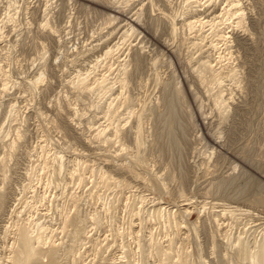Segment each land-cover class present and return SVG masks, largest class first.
<instances>
[{"label":"rangeland","instance_id":"1","mask_svg":"<svg viewBox=\"0 0 264 264\" xmlns=\"http://www.w3.org/2000/svg\"><path fill=\"white\" fill-rule=\"evenodd\" d=\"M228 1L0 0V160L10 154L6 162L0 161V264H9L16 227L28 219L54 230L52 240L60 245L56 264H122L119 259L128 251L134 255L130 264H161L149 253L147 241L151 236L165 246L166 234L172 233L162 220L149 221V213L159 207L180 222L186 207L191 218H199L193 228L196 241L187 244L193 247V264H221L223 259L222 264H246L228 247L237 238L252 243L264 232V0H239L245 20L242 28L227 31L226 46L214 41L210 24L194 30L185 25L229 10ZM124 31L125 40L120 36ZM207 61L214 75L222 74L220 83L215 82L221 86L208 85L214 86L209 95L197 82L198 67ZM124 66L129 82L123 99L112 103L117 116L108 119L107 107L120 94L117 79ZM41 74L42 82L35 83ZM78 76L85 79L87 90L73 86ZM102 78L107 79L103 87L115 86L111 94L103 95L96 87ZM176 88L182 91L180 97L173 94ZM219 90L227 102L226 113L214 108L213 96ZM117 126L123 129L125 150L119 146L122 141L110 143ZM100 130L106 131L104 138L95 139ZM55 153L64 159L61 174L54 172L52 163L43 170L41 156L51 162ZM74 159L91 162L127 185L99 187L98 177L83 171V184L77 186L70 176ZM72 195L78 198L75 206ZM138 197L145 202L140 204ZM106 205L111 206L108 213ZM139 207L141 223L131 213ZM67 213L70 220H81L76 226L79 239L72 237L76 228L63 233L58 228ZM95 214L100 218L97 228L90 222ZM131 222L146 245L139 256L133 237L118 235ZM212 235L219 248L214 253ZM196 243L203 250L201 259ZM68 249L73 256L82 254L78 262ZM225 253L230 255L225 258Z\"/></svg>","mask_w":264,"mask_h":264},{"label":"bare ground","instance_id":"2","mask_svg":"<svg viewBox=\"0 0 264 264\" xmlns=\"http://www.w3.org/2000/svg\"><path fill=\"white\" fill-rule=\"evenodd\" d=\"M192 1V0H191ZM229 2V7L230 8H228L229 10H226V9H223L219 14H217L216 12V16H212L213 18H211V20H208V21H204V19H199L198 17L197 18H195L193 21H189V22H186L185 23V25H186V27L188 28V29H190V30H194L196 27H198V28H200L201 29V27L202 26H204V25H208V24H210V28H211V31H212V35L214 36V38H215V40L214 41H218V43H222V44H224L225 46L227 45L226 43L228 42L227 40H228V34L229 33H231V32H227L228 30H231V31H233L234 30V28H242V24H243V21L245 20H243V17L244 16H242L243 15V13L241 12V9L239 8V5H240V1L239 0H229L228 1ZM18 4V3H17ZM227 4V3H226ZM14 4H12V6H13ZM11 6V5H10ZM11 6V7H12ZM234 10V12L233 13H231V11H232V9ZM230 12V13H229ZM215 15V14H214ZM225 17H227V18H225ZM232 17H234V19L232 18ZM225 18V19H224ZM234 20V21H231L232 19ZM111 20V19H110ZM191 20V19H190ZM217 20H219L218 22H217ZM118 21V20H117ZM165 21V20H164ZM184 21H186V20H184ZM216 21V22H215ZM231 21V22H230ZM236 21V22H235ZM47 22V21H46ZM228 22H230V23H228ZM112 23V22H111ZM174 24V23H173ZM172 24V25H173ZM217 25H218V27H220L221 26V28L220 29H216L217 28ZM48 26V24H44L43 25V28H45V27H47ZM50 26V25H49ZM51 27V26H50ZM132 27V26H131ZM131 27H129V29L128 30H131L132 31V29L133 28H131ZM172 27V26H171ZM174 27V26H173ZM223 27V28H222ZM42 28V29H43ZM56 28V27H55ZM215 28V29H214ZM53 29V28H52ZM51 29V30H52ZM127 29V28H126ZM171 30V29H170ZM236 30V29H235ZM131 31H129V32H131ZM174 32V31H173ZM201 32V31H200ZM235 32V31H234ZM54 33V32H53ZM127 33V31H124L123 33H122V35H120L121 37H123V39L125 38L124 36L125 35H127L126 34ZM211 33V32H210ZM52 34V33H51ZM173 39V38H172ZM125 40V39H124ZM128 40V39H127ZM126 42V41H125ZM196 45V44H195ZM44 46V45H43ZM210 46L214 49V50H216V45L215 44H213V42H211V44H210ZM209 46V47H210ZM115 47V46H114ZM116 47L118 48V46L116 45ZM45 48V47H44ZM44 48H42V50H45ZM113 48V47H112ZM112 48H110V49H108V50H106V53H105V56H110L111 54H112ZM114 49V48H113ZM218 49V48H217ZM197 50V49H196ZM46 52V51H45ZM113 52H115L114 50H113ZM47 53V52H46ZM46 53L44 54H42V60H44L43 58H44V56L46 55ZM225 53V52H224ZM219 55V54H218ZM225 55V54H224ZM41 56V55H40ZM221 56V55H220ZM220 56L218 57V58H220ZM136 57V56H135ZM139 57V56H138ZM217 58V59H218ZM138 60V59H137ZM209 60V59H208ZM220 60V59H219ZM134 62V66H136V60H133ZM139 61V60H138ZM221 61V60H220ZM97 62V61H96ZM193 63V62H192ZM211 63L212 62H210V61H207V62H205V63H200L201 65H200V68L198 67V69H201V71L200 72H198L197 74H199V76H198V81L197 82H199L200 83V87H204V89L206 90L205 92L209 95V91H211V90H213L214 89V86H213V88L212 89H210L209 87H208V85H210V82H212V83H215V82H218L219 81V83H220V77L222 76V74H217V75H214V73L216 72V71H214L213 72V66H211ZM220 63V62H219ZM138 64V63H137ZM128 65V64H127ZM216 65V64H215ZM130 66V65H129ZM125 67V66H124ZM223 67V66H222ZM191 68V67H190ZM127 69H128V67H125V68H123V70H122V72L121 73H118L119 74V78L117 79L118 80V83H119V89H121V91H120V94L118 95V96H116V98L114 99V100H111V103L109 104V107H107V118L109 119V118H111L114 114H116L115 113V110L114 109H112V107H113V104L112 103H115L116 104V102H117V100H119V98L120 97H122L124 94V91L126 90V87H127V84H128V77H130L128 74H129V70L127 71ZM197 69V68H196ZM197 69V70H198ZM121 71V70H120ZM199 71V70H198ZM221 71V70H220ZM195 72H197V71H195ZM211 72V73H213L212 74V76H211V74H209V73ZM235 72V71H234ZM2 73V72H1ZM217 73V72H216ZM215 73V74H216ZM209 75V76H211V77H208V76H206V75ZM230 74H232V73H230ZM221 75V76H220ZM235 76V74L233 73L232 75H230V76ZM128 76V77H127ZM83 77V76H82ZM77 78V77H76ZM81 77H79L78 76V78H77V80L73 83V86L76 88V89H78V90H85L87 87L85 86V79L84 78H82V79H80ZM42 79H43V74H41V75H39V77L37 78V80L35 81V83H41L42 82ZM218 79V80H217ZM88 80V79H87ZM106 80L107 79H104V78H102V80H99V81H96V83H97V86L96 87H98V89H100L101 90V92H104V94L103 95H108V94H111L114 90L112 89V88H114V87H103L104 85H105V82H106ZM110 81V80H109ZM142 81V80H141ZM214 81V82H213ZM172 82V81H171ZM222 82V81H221ZM117 83V84H118ZM181 83V82H180ZM219 83H215L216 85H219ZM95 84V83H94ZM160 84V83H159ZM32 85V84H31ZM34 85V84H33ZM108 85V84H107ZM164 85V84H163ZM171 85V84H170ZM212 85V84H211ZM222 84H220L219 86H221ZM165 86V85H164ZM176 86V85H175ZM195 86V85H194ZM7 87V86H6ZM5 87V88H6ZM89 87V86H88ZM129 87V86H128ZM177 87V86H176ZM192 87V86H191ZM203 87H202V89H203ZM171 88V87H170ZM169 88V89H170ZM173 88V87H172ZM175 88V87H174ZM190 88V87H189ZM194 88V87H193ZM219 88V87H218ZM7 89V88H6ZM90 89V88H89ZM88 89V91H92L91 89L89 90ZM115 89V88H114ZM164 89V88H163ZM168 89V88H167ZM216 90H217V87L215 88ZM77 90V91H78ZM87 90V89H86ZM183 90V89H182ZM192 90V89H191ZM199 90V89H198ZM221 90V89H220ZM219 90V91H220ZM119 91V90H118ZM128 91V90H127ZM167 91V90H166ZM173 91V94H174V96H181L182 95V91L180 90V89H178V88H176L175 90H172ZM218 91V90H217ZM84 92V91H83ZM87 92V91H86ZM96 92V91H95ZM163 92V91H162ZM165 92V91H164ZM184 92H185V90H184ZM193 92V91H192ZM212 92V91H211ZM222 93L223 92H218L217 94H215L214 96H213V103H214V108L216 109V112H217V110H219L220 112H222V113H226L227 111V109H228V107L226 106V104H225V100L223 99V96H222ZM92 94V93H91ZM165 94H167L166 92H165ZM165 94H164V96H165ZM171 94V93H170ZM211 94H213V93H211ZM113 95V94H112ZM172 96V95H171ZM171 96H169V97H171ZM111 97V96H110ZM198 97V96H197ZM207 97V96H206ZM168 98V97H167ZM173 97H171L170 99H172ZM182 98V97H181ZM180 98V99H181ZM122 99H123V97H122ZM179 99V98H178ZM125 100L126 99H124V102H125ZM128 100V99H127ZM163 100H164V97H163ZM173 100H174V98H173ZM185 100V99H184ZM120 101H121V98H120ZM171 101V100H170ZM119 102V101H118ZM163 102V101H162ZM169 102V101H168ZM173 102V101H172ZM171 102V103H172ZM167 103V102H166ZM170 103V104H171ZM174 103V102H173ZM227 103V102H226ZM168 104V103H167ZM129 105V104H128ZM175 105V104H174ZM173 105V106H174ZM123 106V105H122ZM167 106V105H166ZM168 106H169V104H168ZM171 107H172V104L170 105ZM128 107V106H127ZM170 107V108H171ZM176 107V106H175ZM126 108V107H125ZM173 108V107H172ZM172 108L169 110V111H171V113H172ZM14 108L13 107H11V110H13ZM74 109V108H73ZM184 109V108H183ZM229 110V109H228ZM152 111V110H151ZM118 112V111H117ZM174 112V111H173ZM10 113H12V112H10ZM114 113V114H113ZM132 113V112H131ZM219 113V112H218ZM164 114H166V113H164ZM176 114V113H175ZM14 115V114H13ZM18 115V114H17ZM131 115V114H130ZM171 115H173V113L172 114H170V116ZM226 115V114H225ZM116 116H117V114H116ZM148 116V115H147ZM161 116V115H160ZM163 116V115H162ZM174 116V115H173ZM173 116H171V117H173ZM176 116V115H175ZM129 117V116H128ZM139 117V116H138ZM153 117V116H152ZM223 117V116H222ZM137 118V117H136ZM177 118V117H176ZM138 119V118H137ZM166 119V118H165ZM172 120H173V118H171ZM175 119V118H174ZM9 120V119H8ZM172 120H169V121H171L172 122ZM109 121V120H108ZM124 121V120H123ZM139 122V121H138ZM151 122V121H150ZM161 122V121H160ZM165 122H167L166 120H165ZM171 122H169V123H171ZM177 122V121H176ZM140 123V122H139ZM158 124V123H157ZM168 124V123H167ZM114 125V124H113ZM147 125V124H146ZM164 125V124H163ZM116 126V125H115ZM137 126H139V125H137ZM159 126V125H158ZM195 126V125H194ZM109 128V127H108ZM124 128V127H123ZM178 128V127H177ZM182 129V128H181ZM114 131H113V139H112V141L113 140H115L114 142H110V143H114V144H116L117 142L119 143V142H121L120 143V147L122 148V149H127V146L126 145H124V138H123V136L124 135H122L123 133H122V130L117 126L115 129H113ZM138 130V129H137ZM141 130V129H140ZM168 130V129H167ZM175 130V129H174ZM101 131V130H100ZM108 131V130H107ZM106 132V131H105ZM105 132H104V130H103V132L101 131V132H98V133H96L97 135H96V138L95 139H99L101 136H103V137H101V138H104V134H105ZM163 132H164V130H163ZM175 132V131H174ZM18 133L19 132H17L16 134L18 135ZM125 134V133H124ZM164 134V133H163ZM162 134V135H163ZM1 135V134H0ZM111 135V134H110ZM137 135V134H136ZM177 135V134H176ZM182 135V134H181ZM19 137H20V135H18ZM18 136H16V137H18ZM106 136V135H105ZM112 136V135H111ZM186 136V135H185ZM8 137V136H7ZM18 137V138H19ZM125 137V136H124ZM169 137H170V135H169ZM187 137V136H186ZM185 137V138H186ZM106 138H107V136H106ZM109 138V137H108ZM107 138V139H108ZM112 138V137H111ZM110 138V139H111ZM140 138V137H139ZM137 139V138H136ZM106 140V139H105ZM173 140V139H172ZM103 141H104V139H103ZM107 142H109V141H111V140H106ZM126 141V140H125ZM175 141V140H174ZM106 142V143H107ZM116 142V143H115ZM152 142V141H151ZM178 142V141H177ZM88 143V142H87ZM105 143V142H104ZM145 143V142H144ZM178 144V143H177ZM180 144V143H179ZM138 145H139V143H138ZM176 145V144H175ZM15 145H14V142L13 143H11V144H9V148L10 149H13V147H14ZM141 146V145H140ZM146 146V145H145ZM109 147V146H108ZM139 147V146H138ZM181 147V146H180ZM176 149H177V147H176ZM42 150V149H41ZM121 150V149H120ZM184 150V149H183ZM43 151V150H42ZM123 151V150H122ZM181 151V150H180ZM80 152V151H79ZM126 152V151H125ZM138 152V151H137ZM185 152V151H184ZM42 154V153H41ZM44 154V153H43ZM109 154V153H108ZM212 155V154H211ZM46 156V155H45ZM87 156V155H86ZM85 156V157H86ZM100 156V155H99ZM119 156V155H118ZM10 157V154H7V155H4L3 157H1V163H3V162H6V160H8V158ZM52 157H53V159L51 160V162H48V158H44V156L42 155L41 156V158L43 159V163H42V166L44 167L43 168V170L45 169V167H47L48 166V164L49 163H52V165H56V167H55V170H54V172L55 173H58V174H61V172H62V169H63V157L61 156V155H58V153H55V154H53L52 155ZM144 157V156H143ZM210 157V156H209ZM135 158V157H134ZM131 159V158H130ZM10 160V159H9ZM127 160V159H126ZM139 161V160H138ZM138 161L136 162L135 161V163H134V161H133V163H134V165H136V163H138ZM142 161V160H141ZM90 162V161H89ZM107 162H108V160H107ZM73 163L76 165L75 166V170H73L74 172H71V177L72 178H76V182H77V186H80L81 184H83V181H84V175L83 174H80V172H85V171H89L90 172V174H92V175H96L98 178V184H99V187H100V185L101 186H103V188L104 187H106L107 185H109V184H111V185H113L115 188H117L118 189V187H122V186H125V185H127V183L126 182H124V181H121L120 179L118 180V179H115L113 176H111L110 175V173H108V172H106V171H104V169L103 168H101V169H99V168H94L95 166H92L90 163H88V161H80V160H77V159H74V161H73ZM110 163V162H109ZM140 163V162H139ZM138 163V164H139ZM91 166H90V165ZM95 164V163H94ZM142 164V163H141ZM204 164V163H203ZM206 165V164H205ZM126 166V168H128V169H130V171L129 172H132L133 171V169H131L132 167L131 166H127V165H125ZM138 166V165H137ZM140 166V165H139ZM142 166H143V164H142ZM119 167V166H118ZM91 168V169H90ZM139 169V168H138ZM146 170V169H145ZM218 170V169H217ZM8 171V170H7ZM161 171V170H160ZM135 172V171H134ZM86 173V172H85ZM149 173V172H148ZM240 173V172H239ZM5 174V173H4ZM35 174V173H34ZM69 174V173H68ZM133 174V173H132ZM138 174V173H137ZM6 175V174H5ZM139 175V174H138ZM137 175V176H138ZM141 175V174H140ZM143 176V175H142ZM4 177V179H5V177H7V176H3ZM2 177V178H3ZM122 178V177H121ZM165 178V177H164ZM169 178V177H168ZM241 178V177H240ZM252 178V177H251ZM32 179V178H31ZM96 179V180H97ZM149 179V178H148ZM155 179V178H154ZM72 180V179H71ZM132 180V179H131ZM164 180V179H163ZM235 180V179H234ZM3 181V180H2ZM233 181V180H232ZM40 182V181H39ZM158 182H159V180H158ZM163 182V181H162ZM222 182V181H221ZM212 183V182H211ZM234 183V182H233ZM31 184V183H30ZM30 184H28V185H30ZM73 184H75V183H73ZM164 184V183H163ZM180 184V183H179ZM232 184V183H231ZM172 185V184H171ZM248 185V184H247ZM3 186V185H2ZM76 186V185H75ZM96 186V185H95ZM232 186V185H231ZM180 187V186H179ZM259 187H261V186H259ZM79 188V187H78ZM97 188V187H96ZM109 188V187H108ZM113 188V187H112ZM178 188V187H177ZM238 188V187H237ZM1 189V188H0ZM28 189H29V186H28ZM236 189V188H235ZM212 190V189H211ZM243 190V189H242ZM138 191V190H137ZM170 192V191H169ZM108 194V193H107ZM242 194H244V192L242 193ZM96 195V194H95ZM101 195V194H100ZM120 195V194H119ZM154 195V194H153ZM73 196V195H72ZM129 197H130V195H129ZM135 197V196H134ZM117 198V197H116ZM138 198H140V199H138V201H139V203L140 204H143L145 201H144V198L143 197H138ZM0 199H1V195H0ZM78 198L77 197H75V195L72 197V203H73V205L75 206V204L77 203V200ZM99 199V198H98ZM137 199V198H136ZM116 200V199H115ZM128 200V199H127ZM132 200V199H131ZM146 200V199H145ZM144 201V202H143ZM118 202V201H117ZM111 203V202H110ZM110 203H109V205H110ZM214 203V202H213ZM134 204V203H133ZM108 205V204H107ZM106 205V208L104 209L107 213L109 212V210H110V208H111V206H107ZM127 205H128V208L130 207L129 206V202L127 203ZM155 205V204H154ZM157 206H158V204H156ZM155 205V206H156ZM184 205H186V204H184ZM217 205V204H216ZM70 206V205H69ZM125 206H126V204H125ZM124 206V207H125ZM64 207V206H63ZM141 207H142V205H141ZM154 207V206H153ZM74 208V207H73ZM103 208H104V206H103ZM102 208V209H103ZM133 208V207H132ZM183 208V207H182ZM189 207H186L184 210L182 209V211L183 212H181V216L180 217H182L181 219L182 220H184L183 222H180V220L178 221V219H177V215L175 216V214L173 213H171L170 211H167L166 210V208L164 209V208H161V207H159L158 209H154V210H152L150 213H149V221L150 220H162L163 222H164V225L166 224V226H168L169 227V229L170 230H172V233H168V234H166V245L164 246L163 244L161 245V243H157V241H156V243L154 242L155 240H154V238H152L151 236L149 237V239L147 240L148 241V247H149V253L151 254H156V256L159 258V260H160V263L161 264H193V261H195V260H191V259H193L192 258V256L194 257V255L192 254V252L191 251H189L190 250V248H193V247H190V246H188L190 243H189V241H196L195 239V236L197 237V234H196V231H194L193 230V228L195 229L196 228V226H197V224H199V223H197V219H199L198 217L196 218V219H193V217L191 218V209H188ZM113 209V208H112ZM126 209H127V206H126ZM202 209V208H201ZM210 209V208H209ZM241 209V208H240ZM114 210V209H113ZM151 210V209H150ZM213 210V209H212ZM127 211V210H126ZM142 210H141V208L139 207L138 209H133V210H131V213H134L135 212V214H133L134 215V218H136V217H138V219L140 220L141 218H139L140 216V212H141ZM166 211V212H165ZM179 211V210H178ZM177 211V212H178ZM232 211V210H231ZM62 212V211H61ZM102 212V211H101ZM222 212H223V210H222ZM230 212V211H229ZM60 213V212H59ZM79 213V212H78ZM94 213V212H93ZM176 213V212H175ZM218 213V212H217ZM234 213V212H233ZM22 214V213H21ZM104 214V213H103ZM219 214V213H218ZM221 214V213H220ZM245 214V213H244ZM69 213H67V214H63V218H62V220H61V222H60V225H59V230H61V232L63 233V232H65L68 228H70L71 226H72V228H76V226L77 225H79V223H80V225H81V220L80 219H77L76 217H74V218H72V220H70L69 219ZM94 215V214H93ZM112 215V214H111ZM221 215H223L224 216V213L223 214H221ZM77 216V215H76ZM90 216V215H89ZM216 216V215H215ZM81 217V216H80ZM103 217H105L104 215H103ZM117 217V216H116ZM144 217V216H143ZM216 217H218V216H216ZM220 217V216H219ZM222 217V216H221ZM88 219H89V217H87ZM87 219V220H88ZM128 219V218H127ZM137 219V218H136ZM191 219V220H190ZM237 219V218H236ZM31 220V219H30ZM100 218L98 219V217H97V215L95 214V216H93V217H90V222H92V224L97 228L98 226H99V223H100ZM110 220V219H109ZM138 220V221H139ZM251 220V219H250ZM28 221V222H27ZM26 222L27 223H23V224H21V225H18L16 228H17V231H16V236H14V238H15V241H14V243H13V241H12V244H13V247L11 248V253H10V257L8 258L9 259V264H56V262H55V259H56V255H57V252L59 251L58 249H59V246H55V242L52 240V236H53V233H54V230L52 231V229H49V227L48 226H44L43 224H35V226L33 225V223L31 222V221H29V219L27 220ZM83 221H86V220H84V218H83ZM152 222V221H151ZM250 222V221H249ZM140 223H141V220H140ZM162 223V222H161ZM181 223H183V224H181ZM197 223V224H196ZM84 224V223H83ZM134 224V223H133ZM132 222L130 223V226H128V229L126 228V231H124V232H121L120 234H118L119 235V237H124V235L123 234H127L128 236H132L133 238L132 239H134V241L136 242V247H137V254H138V256L139 255H141V254H143V252H144V246H146V245H144V244H142V241L139 239V238H137L138 237V231L136 232V233H134V230H133V228L135 227H133L132 225ZM139 224V223H138ZM79 225V226H80ZM92 225V226H93ZM196 225V226H195ZM216 225H217V223H216ZM89 226V225H88ZM162 226H163V224H162ZM213 226V225H212ZM133 227V228H132ZM143 227V226H142ZM219 227V226H218ZM109 228V227H108ZM149 228V227H148ZM167 228V227H166ZM263 228V227H262ZM168 229V230H169ZM197 229V228H196ZM195 229V230H196ZM218 229V228H217ZM72 230V229H71ZM84 230V228L82 229V231ZM220 230V229H219ZM223 230V229H222ZM263 230V229H262ZM112 231V230H111ZM165 231V230H164ZM184 231V233H182ZM79 232V229L78 228H76L75 230H72V237L74 238V239H79V236H80V232ZM86 232V231H85ZM92 232V231H91ZM171 232V231H170ZM15 233V232H14ZM51 233V234H50ZM116 233V232H115ZM149 233V232H148ZM160 233V232H159ZM79 234V235H78ZM111 234V233H110ZM140 234V233H139ZM163 234V233H162ZM220 234V233H219ZM116 235V234H115ZM117 235V236H118ZM158 235V234H157ZM221 235V234H220ZM263 235V236H262ZM90 236H91V234H90ZM147 236V235H146ZM152 236H153V234H152ZM222 236V235H221ZM228 236V235H227ZM71 237V238H72ZM83 237V236H82ZM111 237V236H110ZM215 236H211L210 238V247H211V251L213 252V250H215L216 248H218L217 246L218 245H216V242H215V238H214ZM224 237V236H223ZM99 238V237H98ZM115 238V237H114ZM227 238L228 237H226V241L227 242H230L231 240H227ZM230 238V237H229ZM87 239H88V237H87ZM91 239V238H90ZM106 239V238H105ZM103 240L104 242L103 243H107V241L106 240ZM198 239V238H197ZM72 240V239H71ZM86 240V239H85ZM154 240V241H153ZM224 240V239H223ZM43 241V242H42ZM74 241H76V240H73V242ZM111 241V240H110ZM114 241V240H113ZM146 241V242H147ZM72 242V243H73ZM77 242H78V240H77ZM132 242V241H131ZM81 243V242H80ZM99 243V242H98ZM97 243V244H98ZM106 243H105V246H106ZM164 243V244H165ZM189 243V244H188ZM231 243V244H230ZM229 244H230V246L228 247L229 249H231V252L232 251H234V256L237 258V259H239V261L240 260H242V261H240V262H245L246 264H264V232H263V234H261L260 236H259V239L258 238H255L254 239V241L252 240V243H248V242H245V241H243L241 238L240 239H238L237 238V240H236V242H230ZM235 243V244H234ZM12 244H11V246H12ZM78 244V243H77ZM147 244V243H146ZM188 244V245H187ZM197 244V258L199 257L200 259H201V257H202V254H203V250H202V247H201V245L199 244V243H196ZM209 244V243H208ZM96 245V244H95ZM109 245H110V243H109ZM125 245V244H124ZM192 245V244H191ZM228 245V244H227ZM101 246V245H100ZM188 246V247H187ZM43 247H46L47 249L46 250H44L43 249ZM209 247V246H208ZM105 248V247H104ZM104 248H100L101 250L102 249H104ZM71 249V248H70ZM99 249V248H98ZM97 249V250H98ZM99 249V250H100ZM107 249V248H106ZM69 250V249H68ZM100 250V251H101ZM105 250V249H104ZM129 250V249H128ZM218 250H219V248H218ZM95 251V250H94ZM230 251V250H229ZM68 252V251H67ZM79 252V251H78ZM77 252V253H78ZM96 252V251H95ZM98 252V251H97ZM106 252V251H105ZM123 252V251H122ZM214 252H216V251H214ZM213 252V253H214ZM72 253V260H75V257L77 258L76 259V262H78L77 260L79 259L78 257H80V255H82V254H79L78 256H77V254H76V256H73V251H71V250H69V252H68V255L69 254H71ZM100 253V252H99ZM109 253V252H108ZM148 254V253H147ZM104 255V254H103ZM123 257H120V259L119 260H121V261H125V262H123L122 264H128L126 261H128V259L129 258H132L134 255L133 254H131V252H123ZM145 255V254H144ZM230 255V254H229ZM229 255H227L226 253L224 254V257L226 258L227 256H229ZM96 256V255H95ZM136 256V255H135ZM149 256V255H148ZM215 256V255H214ZM82 257V256H81ZM213 258V257H212ZM218 258V257H217ZM70 259V260H71ZM127 259V260H126ZM133 259L134 258H132V261H133ZM203 259V258H202ZM44 260H47V263H45L44 262ZM224 260V259H223ZM223 260H221L222 261V263H223ZM131 261V260H130ZM201 261V260H200ZM73 262V261H72ZM71 262V263H72ZM75 262V261H74ZM74 262H73V264H74ZM120 262V261H119ZM129 262V261H128ZM138 263L137 264H143V262L140 260H138L137 261ZM204 262V261H203ZM92 263V262H91ZM147 263V262H146ZM205 263V262H204ZM210 263V262H209ZM221 263V264H222ZM233 262H230V264H232ZM4 264V263H3ZM76 264V263H75ZM119 264H121V263H119ZM129 264H130V262H129ZM145 264V263H144ZM200 264H201V262H200ZM213 264V263H212ZM219 264V263H218ZM234 264V263H233ZM237 264V263H236Z\"/></svg>","mask_w":264,"mask_h":264}]
</instances>
